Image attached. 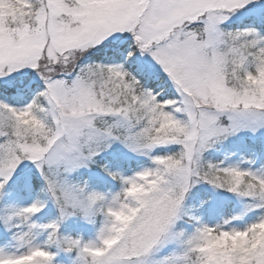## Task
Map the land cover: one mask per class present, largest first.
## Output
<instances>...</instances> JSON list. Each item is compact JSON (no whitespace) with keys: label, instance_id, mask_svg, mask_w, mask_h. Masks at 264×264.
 I'll return each instance as SVG.
<instances>
[{"label":"snow or ice","instance_id":"obj_1","mask_svg":"<svg viewBox=\"0 0 264 264\" xmlns=\"http://www.w3.org/2000/svg\"><path fill=\"white\" fill-rule=\"evenodd\" d=\"M0 264H264V0H0Z\"/></svg>","mask_w":264,"mask_h":264}]
</instances>
